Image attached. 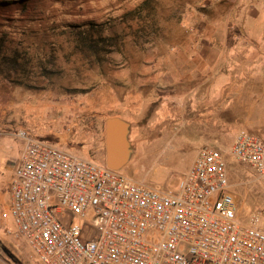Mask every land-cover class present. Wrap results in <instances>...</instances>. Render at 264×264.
Returning a JSON list of instances; mask_svg holds the SVG:
<instances>
[{"label":"built area","instance_id":"2783aa9c","mask_svg":"<svg viewBox=\"0 0 264 264\" xmlns=\"http://www.w3.org/2000/svg\"><path fill=\"white\" fill-rule=\"evenodd\" d=\"M16 135L26 147L0 229H13L39 264H264L261 211L239 220L220 149L201 148L177 187L161 190ZM230 153L264 181L261 138L240 130Z\"/></svg>","mask_w":264,"mask_h":264},{"label":"rangeland","instance_id":"374dc122","mask_svg":"<svg viewBox=\"0 0 264 264\" xmlns=\"http://www.w3.org/2000/svg\"><path fill=\"white\" fill-rule=\"evenodd\" d=\"M239 2L0 0L3 102L18 90L20 101L36 105L49 100L61 113L73 114L76 105L88 108L85 101L106 84L122 92L124 83L139 84L140 79L145 83L151 75L148 69L157 63V53L170 52L181 40L202 37L205 27L218 25L217 20ZM111 116L101 113L100 120L105 123ZM165 132L168 140L155 143V134L160 131L153 125L144 131L134 129L131 139L138 152L122 173L161 190L174 189L201 148L220 149L226 157L239 220L247 224L253 213L261 211L259 227L264 230V181L231 155L234 136L229 131L221 142L198 149L172 139L174 131ZM196 133L211 140L217 138L213 130ZM66 149L78 158L104 165L99 151L93 155L80 145H68ZM0 235V264H39L35 253L12 230L0 229Z\"/></svg>","mask_w":264,"mask_h":264},{"label":"crops","instance_id":"0c3cea01","mask_svg":"<svg viewBox=\"0 0 264 264\" xmlns=\"http://www.w3.org/2000/svg\"><path fill=\"white\" fill-rule=\"evenodd\" d=\"M217 23L205 27L200 38L181 40L170 52L157 53L145 83H124L122 92L106 84L85 101L88 108L76 105L73 114L61 113L49 100L36 105L20 101L18 90L4 104L0 91V203H9L16 165L25 151V141L16 135L22 130L66 151L68 145H80L93 155L99 151L104 165L101 113L129 121L131 137L134 129L153 125L160 131L155 143L168 140V129L175 132L172 139L196 149L221 142L228 131L235 136L246 130L264 141V0H240ZM204 130H213L217 138L197 135ZM131 137L132 158L121 172L138 152ZM116 154L122 162L120 148Z\"/></svg>","mask_w":264,"mask_h":264},{"label":"water","instance_id":"95a60500","mask_svg":"<svg viewBox=\"0 0 264 264\" xmlns=\"http://www.w3.org/2000/svg\"><path fill=\"white\" fill-rule=\"evenodd\" d=\"M106 166L120 171L125 167L132 156L123 157L122 162L117 158L116 149L126 148L131 137L132 124L120 117H110L105 121ZM119 157V156H118Z\"/></svg>","mask_w":264,"mask_h":264},{"label":"bare ground","instance_id":"6f19581e","mask_svg":"<svg viewBox=\"0 0 264 264\" xmlns=\"http://www.w3.org/2000/svg\"><path fill=\"white\" fill-rule=\"evenodd\" d=\"M120 149L122 150V153L125 157H128L133 153V145L130 142V140H128V144L126 148H120Z\"/></svg>","mask_w":264,"mask_h":264}]
</instances>
